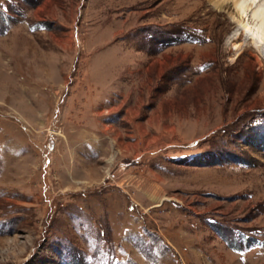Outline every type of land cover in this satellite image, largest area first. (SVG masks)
<instances>
[{
	"label": "rangeland",
	"instance_id": "obj_1",
	"mask_svg": "<svg viewBox=\"0 0 264 264\" xmlns=\"http://www.w3.org/2000/svg\"><path fill=\"white\" fill-rule=\"evenodd\" d=\"M241 31L209 0H0V264H264Z\"/></svg>",
	"mask_w": 264,
	"mask_h": 264
},
{
	"label": "bare ground",
	"instance_id": "obj_2",
	"mask_svg": "<svg viewBox=\"0 0 264 264\" xmlns=\"http://www.w3.org/2000/svg\"><path fill=\"white\" fill-rule=\"evenodd\" d=\"M209 1L220 12L229 14L233 19V24L242 27L241 33L229 37L228 42H232L235 48L241 52L243 44L241 45L239 42H242V38L245 36L253 41L254 48L264 57V0Z\"/></svg>",
	"mask_w": 264,
	"mask_h": 264
}]
</instances>
